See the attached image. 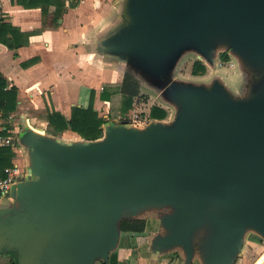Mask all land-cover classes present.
<instances>
[{
    "label": "water",
    "instance_id": "obj_1",
    "mask_svg": "<svg viewBox=\"0 0 264 264\" xmlns=\"http://www.w3.org/2000/svg\"><path fill=\"white\" fill-rule=\"evenodd\" d=\"M89 38L93 61L130 70L174 109L170 122L106 121L97 139L65 140L29 125L21 177L0 201V254L17 264H110L121 222L152 219L150 264H236L249 233L264 240V0H116ZM193 53L235 60L221 75L175 78ZM264 264V261L262 262Z\"/></svg>",
    "mask_w": 264,
    "mask_h": 264
},
{
    "label": "crops",
    "instance_id": "obj_2",
    "mask_svg": "<svg viewBox=\"0 0 264 264\" xmlns=\"http://www.w3.org/2000/svg\"><path fill=\"white\" fill-rule=\"evenodd\" d=\"M71 1L66 0L64 8L49 6L43 13L40 7L26 8L12 0H0V19L19 28L28 41L17 49H9L0 43V72L6 77L8 86L17 87L18 103L14 113L20 112L21 120L25 116L23 113L35 110L46 114L54 109L68 117L73 106L88 104L89 89L95 87L90 75L92 71L86 67L92 58L89 38L115 14L116 0H79L74 7L70 6ZM82 60L85 67L80 66ZM27 61L31 62L23 66L22 63ZM100 104L104 103L98 97L95 108ZM14 128L9 131L14 132ZM13 146V162L24 169L25 151ZM145 220L146 230L150 233L157 224L152 225V219ZM149 233L122 235L114 252L118 263L150 264ZM6 255L12 263L13 254H0V257ZM180 262L179 257L163 254L157 264ZM13 264H17L16 259Z\"/></svg>",
    "mask_w": 264,
    "mask_h": 264
},
{
    "label": "rangeland",
    "instance_id": "obj_3",
    "mask_svg": "<svg viewBox=\"0 0 264 264\" xmlns=\"http://www.w3.org/2000/svg\"><path fill=\"white\" fill-rule=\"evenodd\" d=\"M221 55L222 54L220 53L218 59V63L220 64L219 67L211 69L206 66L205 72L198 75L192 72L193 63L195 60H198L197 56L193 53H189L185 55L177 65L174 76L175 78L184 80L209 81L214 76L221 75L224 78V83L231 89V91L238 92L243 83L241 74L236 66V62L231 57H228V59L225 60L221 57ZM81 59L83 58L81 57ZM84 64L85 61L82 60L80 66L85 67ZM86 67H89L92 71L90 75L93 77L92 80L95 84V87H91L89 89V93L92 89L95 91L94 102L96 98H100L102 90H106L109 94V100H102L104 104H100L101 106L96 108L98 113L103 116L106 121L127 120L137 126H145L150 121L156 120L166 123L171 121L174 109L162 102L156 89L148 87L145 83H142L130 70L123 69L117 65L101 64L97 61H93L92 59L91 61H88V66ZM124 84H126L128 91H134L132 105L127 112H122L123 97L129 94L124 90ZM152 106H159L166 109V117L164 119L151 118L149 114ZM23 114H25V118L31 127L44 134L54 135L65 140L75 141L82 139V137L70 130L62 133H55L45 120L46 114L44 112L35 110ZM9 116L8 119L2 123H6V125L11 126L10 129H13L16 126V129L14 128V132H9L10 136H15L18 130H20L22 123L20 112L14 113L11 117ZM153 221L152 225H156V221ZM146 232L149 233L148 231ZM174 256L178 257L177 254ZM12 257L14 261L11 263L10 256H1L0 264H13L15 262V258L14 256ZM263 261L264 240L255 233H249L246 238L243 255L237 260L236 264H262Z\"/></svg>",
    "mask_w": 264,
    "mask_h": 264
},
{
    "label": "trees",
    "instance_id": "obj_4",
    "mask_svg": "<svg viewBox=\"0 0 264 264\" xmlns=\"http://www.w3.org/2000/svg\"><path fill=\"white\" fill-rule=\"evenodd\" d=\"M26 8L40 7L42 12H46L49 6L64 8L66 0H12ZM79 0H72L70 6L74 7L78 4ZM27 36L20 31L19 28L14 26L4 19H0V43L4 44L9 49H17L18 47L27 43ZM223 59H228V54L221 55ZM34 61V60H31ZM31 61L23 62L26 66ZM206 66L200 61L195 60L192 67L194 74L201 75L205 72ZM125 83V82H124ZM124 90L128 92L123 97L122 112H127L132 105V97L134 91L129 90L124 84ZM94 89L90 91L89 101L87 106L75 105L71 108L69 117H66L58 110H48L45 115V120L55 133H62L70 130L78 134L84 139H97L102 136L103 124L106 122L105 118L101 116L97 109L94 107ZM101 100H109V94L106 90L100 93ZM18 103V90L15 85L8 86L6 77L0 72V136H10V127L3 121L8 119V116L13 114L17 109ZM150 117L155 119H164L167 115V110L159 107L152 106L150 109ZM15 156V148L13 145H0V170L7 166H11ZM4 174L0 172V178ZM122 235H143L147 232L144 231L145 221L142 219H126L121 222ZM110 264H119L117 261L116 253L110 256Z\"/></svg>",
    "mask_w": 264,
    "mask_h": 264
},
{
    "label": "built area",
    "instance_id": "obj_5",
    "mask_svg": "<svg viewBox=\"0 0 264 264\" xmlns=\"http://www.w3.org/2000/svg\"><path fill=\"white\" fill-rule=\"evenodd\" d=\"M14 136L0 137V145H13ZM4 175L0 178V199L7 196L11 186L21 177L24 169L16 162L0 170Z\"/></svg>",
    "mask_w": 264,
    "mask_h": 264
},
{
    "label": "flooded vegetation",
    "instance_id": "obj_6",
    "mask_svg": "<svg viewBox=\"0 0 264 264\" xmlns=\"http://www.w3.org/2000/svg\"><path fill=\"white\" fill-rule=\"evenodd\" d=\"M144 221H145V228H144V231H147V230H146V223H147V221H146V220H144Z\"/></svg>",
    "mask_w": 264,
    "mask_h": 264
}]
</instances>
